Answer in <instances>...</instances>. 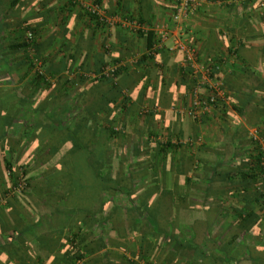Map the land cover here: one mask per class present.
Wrapping results in <instances>:
<instances>
[{
    "label": "crops",
    "instance_id": "0c3cea01",
    "mask_svg": "<svg viewBox=\"0 0 264 264\" xmlns=\"http://www.w3.org/2000/svg\"><path fill=\"white\" fill-rule=\"evenodd\" d=\"M177 1L0 0V121L20 103L17 90L29 96L34 87V70L16 50L25 30L36 31L38 50L48 58L43 72L52 86L22 103L24 108L14 118L18 124L39 118L32 107L40 101L60 100L64 81H73L71 90L86 89L84 98L90 99L100 65L118 61L130 103L116 119L126 139L119 137L110 152H116L113 165L120 181L130 190L133 182L137 186L129 194L111 196L109 200L121 202L119 208L112 210L109 201L101 220L79 231V226L70 225L71 217L57 209L33 214L21 204L23 199L18 211L7 205L14 226L0 223V264H73L61 251L63 236L72 229L79 233L76 242L83 245V264H264L262 202L252 193L225 191L232 180L228 172L247 165L238 161L247 147L240 144L247 142V130L258 128L264 135V0H209L179 30L182 39L197 46L201 60L214 61L235 48L236 61L227 63L222 76L227 100L202 122L177 109L188 103L193 81L182 69L183 55L170 49L172 38L147 59L149 35L130 25L171 23ZM96 2L118 21L95 26L83 4ZM145 106L156 111L144 117L140 111ZM146 127L157 133H151L150 140ZM153 135H179L184 140L202 136L203 141L160 153V140ZM5 143L0 139V193L9 183ZM27 158L21 155L19 163ZM208 185L214 192H207ZM27 197L35 202L43 197L58 200L46 194ZM23 217L33 223L26 239H16L25 228ZM48 233L59 236V242L52 243L56 248L49 254L46 247L32 251L34 238Z\"/></svg>",
    "mask_w": 264,
    "mask_h": 264
},
{
    "label": "trees",
    "instance_id": "16d2710c",
    "mask_svg": "<svg viewBox=\"0 0 264 264\" xmlns=\"http://www.w3.org/2000/svg\"><path fill=\"white\" fill-rule=\"evenodd\" d=\"M96 3L100 4L99 2ZM89 17L94 20V16ZM95 26L103 27L105 24L102 25L97 21ZM32 31L35 35L34 40L28 42L26 36L23 37L22 42L16 46V50L21 52L27 67L34 70V87L30 95L36 97L44 88H50L52 85L43 72L48 66V58L42 57L39 52L36 31L34 29ZM147 33L150 39L148 45L150 50L155 42V35L153 31ZM144 57L147 59L154 58L148 52L144 54ZM107 65L115 66L113 76L102 73ZM121 67L118 61H103L100 65V73L97 72L99 77L95 78L97 81L92 84L93 88L90 94L92 92L93 94L90 99L84 98L86 89L82 91L79 87L71 90L74 85L73 81L69 80L67 83L64 81L62 88L58 91L60 100H52L48 103H46V99H44L45 102L40 101L35 107H32L36 113L40 114L39 118L20 120V125L15 122L14 118L19 111H22L24 108L22 103L26 102L30 95L25 94L23 96L22 88L17 90L19 92H16V95L20 99V103L13 108V111L10 108L12 115L9 113L0 121V139L5 140V145H8L4 165L9 182V185L6 183V188L0 193L1 224H5L9 228L14 226L11 214L7 212V205H11V208L18 211L20 209L19 200L23 199L20 200L23 203H20L26 204V207L33 214H52L55 209L64 212L71 217L70 225L79 226L77 229L79 231L80 228L83 229L82 226L90 227L92 224L98 223L109 201H112V210L119 208L121 202L109 200L111 196L121 193L129 194L137 187L133 182L130 190L127 183L124 185L120 181V171L113 165L115 156H117L116 152H110V145H113L119 137H122V140L126 139L125 130L118 128L117 126L120 124L116 121L120 113H126L125 110L130 103L127 84L120 78ZM59 77L62 79L64 76L59 75ZM85 79V76L81 77V81ZM83 98L85 100L82 101ZM182 104L187 105L186 102ZM148 107L150 108L149 112L140 111L144 117L156 111L151 109L152 107ZM237 109L242 111L239 107ZM256 129V136L250 135L247 130L244 136H247L245 138L247 142L241 140L242 149H244L245 144L247 147L243 153L238 154L240 156L238 161H246L247 165L244 167L238 165L237 169L228 172L232 180L227 182L228 189L225 191L252 193L254 198L261 201L264 206V135H261L258 128ZM7 133L12 134L8 137ZM151 133L156 132L146 127L148 140L152 138ZM174 137L170 135L167 137V141H159L160 153L167 152V148L189 145L182 141L184 139L179 135L176 138L180 141L174 142ZM14 138L17 141L15 140L12 144L9 139L13 140ZM156 138L157 136L153 137V139ZM20 142L23 144L20 146L22 149L19 148V150L17 145ZM23 154L28 156V160L19 163ZM233 160L237 162L236 158ZM21 174L26 181V187L22 192L11 193L10 184H16ZM204 175L206 178H210L208 172H205ZM236 176L238 179L234 180ZM37 178L40 179L37 180ZM210 187L211 185L206 186L207 192H214L213 188ZM33 193L36 196L46 194L47 197H55L58 200L52 202L43 197L45 201L35 202L27 197V194ZM13 198L14 200H12ZM51 206L56 208H51ZM24 219L26 220V217H23ZM32 223L26 220L23 232L17 233L16 239H26V233L31 228ZM78 236L79 233L72 229L62 239L61 251L65 253L66 261H73V264H83L84 250L80 241L76 242ZM59 240V236L49 233L38 235L29 247L32 251H36L39 246L40 248L46 247L49 254L56 248L52 243L56 244L55 241L58 243Z\"/></svg>",
    "mask_w": 264,
    "mask_h": 264
},
{
    "label": "built area",
    "instance_id": "2783aa9c",
    "mask_svg": "<svg viewBox=\"0 0 264 264\" xmlns=\"http://www.w3.org/2000/svg\"><path fill=\"white\" fill-rule=\"evenodd\" d=\"M208 1L209 0H178L175 4L171 23L156 24L154 26H146L137 21L132 24L130 23L133 29H141L147 32L153 31L155 35V42L151 49L147 50L150 55L156 56L157 50L163 48L167 40L172 38V45L170 49L180 52L183 55L181 62L183 67L182 69L189 74L190 79L193 81L188 91L187 105L182 104L177 109L180 112L188 114L194 121L197 122L204 121L205 118H208L216 108L225 104L227 100V88L225 80L222 77L223 71L225 70L227 63L232 61V59L236 61L237 57L235 48H232L230 52L220 56L214 61L201 60L197 46L182 39V34L179 30L184 28L186 21L193 13ZM83 7L88 16H94V22L96 23L98 21L102 25L105 24V26H111L118 21V17L109 16L98 3H85L83 4ZM262 16L264 17V10H262ZM175 30L177 31L176 33H174ZM25 35L28 42H32L34 40L35 35L32 29H27ZM114 70L115 66L107 65L102 70V73L113 76ZM151 109L155 108L152 107ZM142 110H144V112H149L150 108L147 106ZM249 132L250 135L256 136L257 129L254 128ZM156 139L161 142H165L168 138L159 135ZM173 141L177 142L178 139L174 138ZM182 141L193 145L202 143L203 138L202 136H198L197 138ZM25 187L26 181L23 178V174L20 175L16 184H10L11 193L22 192Z\"/></svg>",
    "mask_w": 264,
    "mask_h": 264
},
{
    "label": "rangeland",
    "instance_id": "374dc122",
    "mask_svg": "<svg viewBox=\"0 0 264 264\" xmlns=\"http://www.w3.org/2000/svg\"><path fill=\"white\" fill-rule=\"evenodd\" d=\"M174 138H176V136Z\"/></svg>",
    "mask_w": 264,
    "mask_h": 264
}]
</instances>
